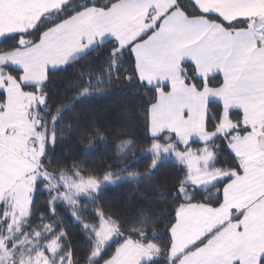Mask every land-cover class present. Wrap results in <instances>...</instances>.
I'll return each mask as SVG.
<instances>
[{"label": "snow or ice", "instance_id": "6c2138e0", "mask_svg": "<svg viewBox=\"0 0 264 264\" xmlns=\"http://www.w3.org/2000/svg\"><path fill=\"white\" fill-rule=\"evenodd\" d=\"M89 57L99 71L54 103L53 80ZM121 79L147 94L148 169L124 163L130 139L121 167L58 164L66 117ZM89 135L85 151L104 140ZM165 159L173 207L158 240L149 216L121 222L98 201ZM0 264H264V0H0Z\"/></svg>", "mask_w": 264, "mask_h": 264}, {"label": "trees", "instance_id": "16d2710c", "mask_svg": "<svg viewBox=\"0 0 264 264\" xmlns=\"http://www.w3.org/2000/svg\"><path fill=\"white\" fill-rule=\"evenodd\" d=\"M91 60L92 57L79 61L75 71L69 70L53 80L56 89V94L53 96L54 103H58L63 96H71V89L76 87L74 81L78 73L99 71L103 61L89 68ZM134 89L135 85L127 84L121 79L114 82L107 93L98 95L79 106L78 112L81 114L66 117L65 123L71 124L72 129L65 133L63 142L56 146L54 158L58 164H63L64 161L79 160L89 168L101 172L109 163H112L114 168L121 167L120 163H116V145L121 139H130L135 143L136 148L128 153L124 163L132 161L133 156L136 155L137 160L129 170L146 171L150 164V157L144 150L148 147L150 137L146 131L147 104L143 97L147 94L136 95ZM147 98L151 99L150 96ZM93 126L100 127L104 140H95V149L85 151V145L91 138L89 134ZM174 174L172 162L165 159L152 179H144L138 185L136 182L108 185L102 192L98 203L106 212L110 211L121 222L131 223L142 214L149 216L155 221L149 230L154 233L156 239H166L165 215L173 207L167 199V194L172 190L169 180ZM46 203V196L40 195L36 204L37 212L44 209ZM92 210L89 204L86 211L91 213ZM65 223L76 249L81 255L86 254L90 245L88 237L70 216L65 217Z\"/></svg>", "mask_w": 264, "mask_h": 264}]
</instances>
